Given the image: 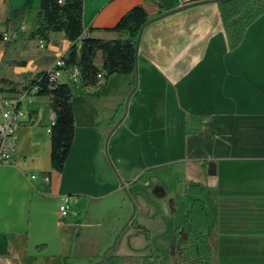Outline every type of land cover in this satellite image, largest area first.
<instances>
[{"label":"crops","instance_id":"1","mask_svg":"<svg viewBox=\"0 0 264 264\" xmlns=\"http://www.w3.org/2000/svg\"><path fill=\"white\" fill-rule=\"evenodd\" d=\"M218 1L84 0V27L104 40L118 38L110 29L129 10L139 5L146 9L150 22L140 35L137 72L113 75L101 91L74 90L76 132L61 173L51 167L54 114L49 99L35 97L26 107L15 156L27 164L0 166V264H54L45 253L57 240L62 248L65 233L58 237L49 223L64 231L83 227L98 208L110 211L122 190L144 193L130 196L135 216L138 210L157 221L163 213L174 222L175 203L161 179L134 181L148 168L178 161L184 162L186 181L204 188L201 199L214 260L264 264V15L231 50ZM39 7L40 0H0V31L6 21H17L23 14L15 30L17 38H27ZM41 43L21 45L18 51L27 63L7 68L6 76L27 83L70 48L61 32L53 33L43 48ZM3 54L0 45V67ZM96 64L102 67L101 54ZM115 81H120L119 87ZM189 115L208 117L195 135L186 133ZM32 175L38 177L33 180ZM44 176L50 177L48 185ZM64 195L73 198L79 219L60 220L58 206ZM184 198L189 206L193 203V196ZM119 221L120 226L107 231L110 242H103L100 253L127 220ZM131 223L129 219L118 241ZM174 253L173 244L168 255Z\"/></svg>","mask_w":264,"mask_h":264},{"label":"trees","instance_id":"2","mask_svg":"<svg viewBox=\"0 0 264 264\" xmlns=\"http://www.w3.org/2000/svg\"><path fill=\"white\" fill-rule=\"evenodd\" d=\"M224 30L231 50L243 41L247 29L264 15V0H219L218 1ZM159 11L158 14H161ZM84 0H40L39 10L35 14V28L27 38H11L4 41V35L19 24L6 21L4 30L0 31V45L4 54L0 67V98H18L24 93L35 97H47L54 114V124L50 129L51 167L63 172L74 142L76 120L72 105L74 88H102L108 80L117 74L133 76L137 72L138 40L144 27L150 22V16L143 6H135L125 13L116 26L110 29L118 35L115 40L92 37L94 31L86 29L83 24ZM63 33L70 42V48L61 58L66 80L52 82L47 71L35 75L29 82L17 83L5 74L7 68L24 66L27 59L20 56L21 45L37 40L48 42L53 33ZM102 55V67L96 60ZM80 72L79 83L73 84L69 79L72 69ZM36 88V91L33 89ZM207 115H189L186 120V133L195 135L206 125ZM205 164V163H204ZM150 176H157L166 185L175 203L174 213V256L160 254L150 243L144 255H119L114 247L101 264H172L177 258L182 264H218L214 260V247L208 232V216L203 207L202 185L187 182L184 174V162L163 164L146 169L134 183H146ZM129 195L144 196L137 192ZM194 197L189 206L184 196ZM136 234H143L150 241V231L132 221ZM39 245L37 248H43ZM54 264L62 260L53 258ZM97 257L68 256L65 264H96Z\"/></svg>","mask_w":264,"mask_h":264},{"label":"rangeland","instance_id":"3","mask_svg":"<svg viewBox=\"0 0 264 264\" xmlns=\"http://www.w3.org/2000/svg\"><path fill=\"white\" fill-rule=\"evenodd\" d=\"M116 86L119 87L121 84L120 81H115ZM108 85L103 88H97L100 91L105 89ZM108 88V87H107ZM74 88V90H76ZM126 111L127 102L124 106ZM114 171V170H113ZM118 179V178H117ZM114 198V196L112 197ZM135 203L131 200L128 191L122 190L121 197H118L115 205H111L110 211L102 210L100 208L97 211H100L96 216H92V218L84 224L83 227H75L70 228L67 231H64L63 228H57L55 222H50L49 227L51 231L56 234L58 237H61L62 233L64 234L65 242L62 248H59L60 243L58 244V240L52 248L50 252H46V256H52V258L56 257L61 260H65L68 256H76V257H97L98 255H102V244L110 242V239L106 241V237L108 236L107 231L111 228H116L115 226H120L121 220H129L132 217V210ZM104 215V218L100 216ZM145 218L140 215V212L137 210V214L132 220L135 223H138L144 226L146 229L150 231V241H147L143 234H134L127 236V233H132L135 231L134 226L130 225V228L127 232H124L121 238L118 241V244L115 246L118 252L120 251H130V255H144L147 252V245L150 243L160 254L166 256L172 252V247L174 244V236H175V228L174 222H172L171 215L160 214L158 215V220L152 218ZM171 220V224H170ZM126 221V223H127ZM124 222V221H123ZM126 223L121 225L119 232L125 227ZM118 224V225H117ZM162 225V228L160 227ZM136 232V231H135ZM114 239L111 241L110 246L112 245ZM131 247L138 248L130 250ZM171 256V255H170ZM130 264H136L135 261H130ZM172 264H182L177 258H173Z\"/></svg>","mask_w":264,"mask_h":264},{"label":"built area","instance_id":"4","mask_svg":"<svg viewBox=\"0 0 264 264\" xmlns=\"http://www.w3.org/2000/svg\"><path fill=\"white\" fill-rule=\"evenodd\" d=\"M18 33L13 30L4 35V41L11 38H17ZM41 47H44V43H41ZM65 66L64 61L59 58L57 59L51 68L47 71L52 82L60 81L63 77L66 78L63 67ZM80 78V72L78 68L72 69L68 79L73 84H78ZM36 91L33 89L32 93ZM34 101L32 94L24 93L18 98L2 99L0 98V166L10 165L18 167L26 165L25 159H16L17 141H18V130L19 127L27 114L26 107L31 105ZM37 175H32L31 179H36ZM44 184L50 183V177L44 176ZM59 218L62 222L69 219H79L80 214L73 208V198L64 195L61 197V201L58 206Z\"/></svg>","mask_w":264,"mask_h":264},{"label":"water","instance_id":"5","mask_svg":"<svg viewBox=\"0 0 264 264\" xmlns=\"http://www.w3.org/2000/svg\"><path fill=\"white\" fill-rule=\"evenodd\" d=\"M139 39H140V37H139ZM138 44H139V40H138ZM137 47H138V45H137ZM209 167H210V169H213L214 168V165L213 164H210ZM135 213H136V207L133 206V214H132V217L130 218V222H131V220H133V218L135 216ZM124 229H125V227L116 235V237L114 238V241H113L112 245L103 252V254L101 256V260L98 261L96 264L103 263V261L105 260V257L107 255V253L116 246L117 241H118V238H119V236L121 235V233L123 232Z\"/></svg>","mask_w":264,"mask_h":264}]
</instances>
